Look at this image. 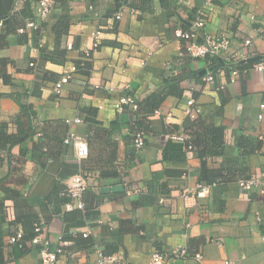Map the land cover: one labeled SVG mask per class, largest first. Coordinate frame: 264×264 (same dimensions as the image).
<instances>
[{"label": "crops", "instance_id": "1", "mask_svg": "<svg viewBox=\"0 0 264 264\" xmlns=\"http://www.w3.org/2000/svg\"><path fill=\"white\" fill-rule=\"evenodd\" d=\"M139 1L59 0L41 36L52 61L35 52L33 31L10 35L0 48V60L13 63L12 85L0 81V123L24 138L0 156V202L8 212L0 220V243L7 264H41L39 252L15 255L8 241L34 221L44 224L53 248L60 236L89 232L93 247L56 264H96L98 250L123 254V264H146L156 251L171 256L184 247L188 255L176 253L169 264H200L197 253L202 264H264V195L238 183L264 177V68H257L264 60L239 63L264 55V0H153L140 13L127 7ZM122 7V19L109 23ZM203 9L206 31L230 37L233 49L253 39L241 67H234L235 81L220 59L181 56L185 40L176 31H188ZM98 27L101 45L89 69L55 95L54 83L83 60ZM70 42L74 50L67 52ZM171 68L177 72L170 75ZM203 71H215L217 81L204 82ZM169 75L181 77L182 97H168L161 115L149 116L138 150L134 134L144 130L138 129L139 104ZM122 95L134 97L136 107L119 112L115 103ZM189 100L199 110L194 119L187 114ZM77 116L82 124L66 123ZM70 130L88 140L90 155L85 208L68 212L67 182L78 172L73 146L64 144ZM171 132H183L186 141L170 140ZM206 184L211 192L198 198V186ZM117 186L123 190L102 192ZM15 212L18 223L10 218Z\"/></svg>", "mask_w": 264, "mask_h": 264}, {"label": "built area", "instance_id": "2", "mask_svg": "<svg viewBox=\"0 0 264 264\" xmlns=\"http://www.w3.org/2000/svg\"><path fill=\"white\" fill-rule=\"evenodd\" d=\"M25 0H16L15 3V11H18L21 7V4ZM90 2H101L103 0H89ZM207 2H210V0H207ZM57 4L56 0H40L34 10V19H30L26 22L25 26L20 28L18 30L19 34H27L29 31H35L39 30L41 33L45 32L43 24L49 22L51 20V16L53 13V10ZM131 9L132 12L140 13L139 10H137L133 5L129 4L127 5ZM125 11V8L122 7L118 11H116L115 14L109 15L108 22L111 23L112 20H121L123 17V13ZM2 22H0V27L2 26ZM102 29L97 28L93 32L94 42L92 44V47L85 50L83 52V62L85 61H93L94 54L98 51L101 45V36H102ZM176 35L183 40H185V45L183 48V51L181 53L182 57H189L192 60H206V59H220L222 60L226 65H230L231 67V74L232 79L231 81H235L238 70L235 69L234 65H236L241 59L247 58L246 57V50L249 46L252 45V38L246 39L242 47L240 49H233L232 40L230 37L225 35L216 36L213 34H210L206 31V11L199 10L195 16L194 20L191 24V28L188 31H176ZM201 37L202 41H198V38ZM35 47V52H40L39 49L41 47H44V43L42 40H40L38 46ZM66 49L70 52L74 50L73 44L70 42L67 44ZM37 63L35 61L30 63L31 67H36ZM84 63L80 65V67H83ZM257 68L262 69L264 68V63H260L257 65ZM79 70V67L76 65H73L70 67V69L64 73L61 78L54 84L53 91L55 95L60 96L64 90V88L70 84L74 76L77 74ZM177 70H174L173 68L170 69L169 74H174ZM177 77V76H174ZM204 82L206 83H214L217 81L216 75L213 74L212 71H208L206 75L203 77ZM1 81V80H0ZM221 85V84H220ZM220 88V87H219ZM188 109L187 114L191 119L196 118L198 115V108L195 105L194 100H189L188 103ZM126 107H136V99L132 96H126L122 95L120 96L116 103L115 108L119 112H123ZM264 106H262L263 108ZM156 115H161V110H156L154 112ZM172 116L170 114L164 116V120L166 122L170 121ZM260 118H262V115H260ZM66 123L69 126H75L83 123V119L81 117H73L66 119ZM39 136H41V133H38ZM168 137L170 140L179 141V142H185L186 136L183 134V132L175 133L171 132L168 134ZM64 144L66 145H72L74 152H75V159L78 162V172L72 176L68 182H67V188H66V195L70 198V201L65 205V208L68 212L74 211V210H84L85 208V202H84V196L87 190L89 189V183L88 178L85 173L84 169V163L89 158L90 155V146L88 140L77 134L75 131L70 130L68 131L67 135L64 138ZM134 146L136 149L141 150L145 146V132L138 130L134 134ZM2 153L0 156L3 158L5 157L6 152L1 151ZM239 186L242 190L245 191H253L254 189H258L261 194L264 195V177H254L250 179H241L239 180ZM196 196L198 198H206L209 193L211 192V187L209 185H199L197 188ZM133 192L130 191L129 194H132ZM11 220H15V214L10 215ZM46 229L44 228V224H35V237L25 242L24 244L26 246H34V245H40L41 251H40V260L41 264H56L58 259L61 256L65 255L64 249L66 247H69L72 245V243L68 240H65L63 236H60L57 241V246L53 248L51 241L46 237ZM90 234L89 232L84 233V237H88ZM24 238L23 231L19 230L15 234L11 235L9 237V243L10 244H17L22 242ZM22 247L23 244H20ZM176 253L179 254V256H187L188 250L187 248L178 249L177 251L173 252L171 256H168L167 254L163 252L156 251L151 254L150 259L146 264H169L170 259L173 258V256H176ZM194 259L202 264L203 262V256L201 253H197L194 256ZM125 262V257L123 254L120 253H114L111 255H106L103 253L102 250H98V260L96 264H123ZM226 264H232L230 262H227Z\"/></svg>", "mask_w": 264, "mask_h": 264}, {"label": "trees", "instance_id": "3", "mask_svg": "<svg viewBox=\"0 0 264 264\" xmlns=\"http://www.w3.org/2000/svg\"><path fill=\"white\" fill-rule=\"evenodd\" d=\"M39 1L40 0H26L24 2V7L18 11H15L16 0H0V22H2L3 24L0 27V48L6 45V40L10 35L19 33L18 30L22 28L23 26H25L28 20L35 18L34 10ZM56 1L59 2V0H56ZM151 1L153 0H140L139 3H134L135 4L134 7L140 12H142L144 11L145 6L149 7V4ZM47 25L48 23L43 24L44 31L47 30ZM33 32L37 35L36 37H38L34 45L38 46L40 40L42 39L41 36L43 35L44 32L41 33L39 30H35ZM22 35H25V34H22ZM39 51H40V55H42V58L47 59V61L54 60L53 57H51L52 55H50V52H48V49L45 48V45L44 47H41ZM66 51L69 52L67 49ZM82 63H84V66L80 67ZM88 64H89V61L88 62L79 61L78 64L75 63V65L79 67L77 74L83 68H85L84 70L86 69L88 70L89 69ZM10 65L11 66L13 65V63L10 60H7V59L0 60V80L6 85H12L13 83V77L8 72V68ZM232 67L239 68L241 66H238V64H236ZM213 74H216V72L213 71ZM168 77L169 78L166 80L165 84L159 90L151 93L147 98H145V100H143L139 104L138 109L140 110V113L143 117H142L141 122L139 123L138 129H144L141 131H144L145 133L147 132L145 131V129L147 127L146 125H148L147 123L149 122V116L153 115L156 110L161 109L163 103L168 97H177V98L182 97L184 90L181 89V86H180L181 77H174V76L170 77V75ZM23 141H24V138L22 136L20 135L14 136V135L9 134L7 130V125L0 123V151L9 153L11 152L13 147L20 145L21 142ZM10 162H13V161L10 160ZM84 169H85V166H84ZM14 214H15L16 219L13 220V222L18 223L21 220L20 219L21 217H19L17 212H15ZM3 216L8 219L7 206L3 202H0V217H1L0 220L2 219ZM40 223L41 221H34L32 224V228L29 231L26 232L23 230L24 238L22 242L13 244L15 248V255L23 256V255L30 253L33 250H36L37 252L40 253L41 251L40 245H34V246L29 247L24 244L25 242L30 241L35 237L36 235L35 224H40ZM64 239L72 243L71 246L66 247L64 249L65 254H71L76 251L84 250V249L93 247L94 245V242L89 237H84V233L76 236L75 238L69 239V238L64 237ZM20 244H23V246L21 247ZM2 245L3 244L1 242L0 243V264H7V262L4 259ZM103 253L106 255H111V254H114L115 252L108 253L105 250H103Z\"/></svg>", "mask_w": 264, "mask_h": 264}, {"label": "water", "instance_id": "4", "mask_svg": "<svg viewBox=\"0 0 264 264\" xmlns=\"http://www.w3.org/2000/svg\"><path fill=\"white\" fill-rule=\"evenodd\" d=\"M258 60H264V55H261V56H257V57H252V58H248L246 60H242L240 61L239 63L240 64H244V63H248V62H254V61H258ZM220 63L222 65H224L225 63L222 61V60H219ZM218 67V66H216ZM203 73H206V71H203ZM123 190V187L122 186H117V187H113V188H109V187H106V188H103L102 189V192H110V191H117V190Z\"/></svg>", "mask_w": 264, "mask_h": 264}]
</instances>
